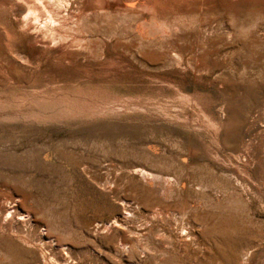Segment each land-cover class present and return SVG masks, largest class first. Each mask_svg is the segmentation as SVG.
I'll list each match as a JSON object with an SVG mask.
<instances>
[{
    "label": "rangeland",
    "instance_id": "374dc122",
    "mask_svg": "<svg viewBox=\"0 0 264 264\" xmlns=\"http://www.w3.org/2000/svg\"><path fill=\"white\" fill-rule=\"evenodd\" d=\"M233 1L173 12L145 53L21 52L37 68L0 78V264H264V0Z\"/></svg>",
    "mask_w": 264,
    "mask_h": 264
},
{
    "label": "bare ground",
    "instance_id": "6f19581e",
    "mask_svg": "<svg viewBox=\"0 0 264 264\" xmlns=\"http://www.w3.org/2000/svg\"><path fill=\"white\" fill-rule=\"evenodd\" d=\"M204 1L0 0V32L11 43L15 40V34L27 42L23 50L15 51L10 43L1 41L0 49L6 53L0 52V78L13 76L19 68L36 69L34 62L25 53H21L30 48L42 51L43 55L47 50L54 53L60 51L58 61H65L70 57L67 53L71 52L69 47L72 46L90 50L94 54L100 52V48L104 50L106 46L108 52L125 55L133 52V45H140L139 51L145 53L143 44L159 43L164 40L162 37L170 40L180 29L179 23L170 18V14L183 11L194 2ZM230 2L234 1L219 0L218 4L229 7ZM137 6L143 9L130 8ZM112 15L117 16V25L106 19ZM101 19L105 25L100 24ZM11 24L14 25L13 29L10 28ZM64 49L70 52L64 53ZM7 55L13 58L8 60L12 66L3 59ZM177 56L182 63L181 67L188 68L184 52H177ZM144 57L147 59L145 55ZM137 169L141 171L147 184L159 178L151 170L141 167ZM163 179L168 187L171 177L165 176ZM96 228L100 229V226L96 225Z\"/></svg>",
    "mask_w": 264,
    "mask_h": 264
}]
</instances>
